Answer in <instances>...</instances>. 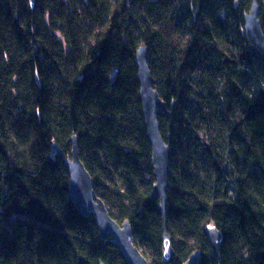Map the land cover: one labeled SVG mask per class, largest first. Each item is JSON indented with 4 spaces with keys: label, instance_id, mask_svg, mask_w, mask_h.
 <instances>
[{
    "label": "trees",
    "instance_id": "16d2710c",
    "mask_svg": "<svg viewBox=\"0 0 264 264\" xmlns=\"http://www.w3.org/2000/svg\"><path fill=\"white\" fill-rule=\"evenodd\" d=\"M264 36V0H255ZM252 0H0V264H126L81 215L74 137L92 189L148 264H264V61ZM171 116L166 232L139 98L137 50ZM57 147L58 152H53ZM221 235L219 256L205 230Z\"/></svg>",
    "mask_w": 264,
    "mask_h": 264
},
{
    "label": "water",
    "instance_id": "95a60500",
    "mask_svg": "<svg viewBox=\"0 0 264 264\" xmlns=\"http://www.w3.org/2000/svg\"><path fill=\"white\" fill-rule=\"evenodd\" d=\"M258 17L259 8L256 1L252 0L249 12L244 17L243 30L245 35L253 41L256 50L262 55L264 61V36ZM147 58V49L141 46L136 52L135 63L138 70L137 80L140 88L139 98L144 126L151 146V166L154 178L152 195L159 200V210L163 223L162 262L165 263L174 256L171 239L166 232V192L169 187L171 149L169 144H165L160 136L157 118L159 114L171 116L174 105H171L170 111H168L166 104L162 102L156 90L153 89V80L147 66ZM71 143V154L66 161V167L69 173L68 192L73 205L81 215L93 216L100 238L109 239L112 245L119 250L126 264H148L133 244L129 224L124 222L119 225L112 220L103 202L94 194L92 180L80 161L74 137H72ZM53 152H58V148L54 147ZM205 233L211 254L218 260L221 235L215 228H207ZM199 260V252H194L184 264H199Z\"/></svg>",
    "mask_w": 264,
    "mask_h": 264
}]
</instances>
